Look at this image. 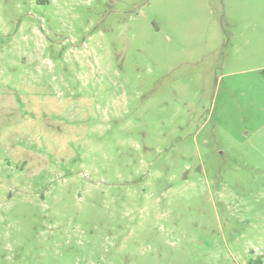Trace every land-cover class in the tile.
Returning <instances> with one entry per match:
<instances>
[{
    "label": "rangeland",
    "instance_id": "obj_1",
    "mask_svg": "<svg viewBox=\"0 0 264 264\" xmlns=\"http://www.w3.org/2000/svg\"><path fill=\"white\" fill-rule=\"evenodd\" d=\"M264 264V0H0V264Z\"/></svg>",
    "mask_w": 264,
    "mask_h": 264
},
{
    "label": "trees",
    "instance_id": "obj_2",
    "mask_svg": "<svg viewBox=\"0 0 264 264\" xmlns=\"http://www.w3.org/2000/svg\"><path fill=\"white\" fill-rule=\"evenodd\" d=\"M250 264H263L262 259L259 258L257 260L250 261Z\"/></svg>",
    "mask_w": 264,
    "mask_h": 264
}]
</instances>
